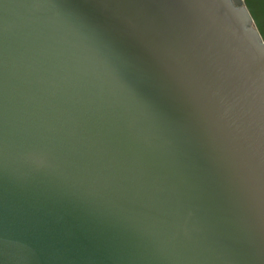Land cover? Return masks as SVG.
<instances>
[{
    "label": "water",
    "instance_id": "1",
    "mask_svg": "<svg viewBox=\"0 0 264 264\" xmlns=\"http://www.w3.org/2000/svg\"><path fill=\"white\" fill-rule=\"evenodd\" d=\"M0 0V264H264V0Z\"/></svg>",
    "mask_w": 264,
    "mask_h": 264
},
{
    "label": "rangeland",
    "instance_id": "2",
    "mask_svg": "<svg viewBox=\"0 0 264 264\" xmlns=\"http://www.w3.org/2000/svg\"><path fill=\"white\" fill-rule=\"evenodd\" d=\"M235 1H236V2H238V3H240V4L242 3V1H241V0H235Z\"/></svg>",
    "mask_w": 264,
    "mask_h": 264
},
{
    "label": "flooded vegetation",
    "instance_id": "3",
    "mask_svg": "<svg viewBox=\"0 0 264 264\" xmlns=\"http://www.w3.org/2000/svg\"><path fill=\"white\" fill-rule=\"evenodd\" d=\"M236 3H238V2H236ZM239 4V3H238Z\"/></svg>",
    "mask_w": 264,
    "mask_h": 264
}]
</instances>
